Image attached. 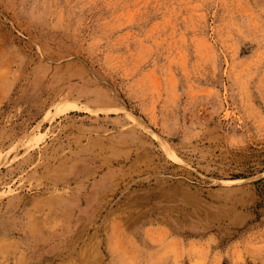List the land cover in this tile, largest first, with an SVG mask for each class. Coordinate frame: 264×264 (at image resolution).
Masks as SVG:
<instances>
[{
	"label": "rangeland",
	"instance_id": "1",
	"mask_svg": "<svg viewBox=\"0 0 264 264\" xmlns=\"http://www.w3.org/2000/svg\"><path fill=\"white\" fill-rule=\"evenodd\" d=\"M1 227L0 264H264V0H0Z\"/></svg>",
	"mask_w": 264,
	"mask_h": 264
},
{
	"label": "bare ground",
	"instance_id": "2",
	"mask_svg": "<svg viewBox=\"0 0 264 264\" xmlns=\"http://www.w3.org/2000/svg\"><path fill=\"white\" fill-rule=\"evenodd\" d=\"M83 171H84V170H83ZM87 172H88V170H87ZM80 196H81V195H80ZM81 197H82V196H81ZM74 198H75V197H74ZM77 199H78V198H77ZM77 201H78V200H77ZM71 202H72V201H71ZM71 202H70V203H71ZM73 203H74V202H73ZM71 209H72V208H71ZM3 229H4V228H2V227L0 228V233L2 232ZM6 231H8V230H6ZM6 231H5V232H6ZM6 264H12V263H11V262H7Z\"/></svg>",
	"mask_w": 264,
	"mask_h": 264
}]
</instances>
